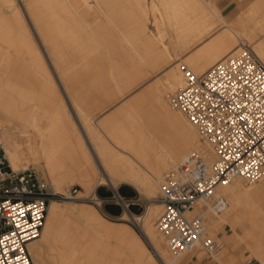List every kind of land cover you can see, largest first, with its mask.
<instances>
[{
	"label": "bare ground",
	"instance_id": "6f19581e",
	"mask_svg": "<svg viewBox=\"0 0 264 264\" xmlns=\"http://www.w3.org/2000/svg\"><path fill=\"white\" fill-rule=\"evenodd\" d=\"M151 14L157 33L149 31ZM217 19L224 22L226 16L207 0H0V125L8 159L15 170L43 163L54 191L69 199H52L40 238L28 244L34 264H185L189 253L205 249L200 243L188 252L171 251L158 228L164 206L156 197H162L165 175L193 151L202 149L210 162L216 160L195 126L171 104L170 95L185 84L182 66L202 73L244 43L264 61V40L235 32L233 46L228 24L179 61L180 48L195 44ZM117 50L122 56L115 62ZM163 68V77L126 97L146 75ZM85 83L104 94L107 104L99 115L73 96L72 86ZM67 182L83 191L69 195ZM123 183L152 201L142 215L125 208L120 222L83 202L101 185L117 191ZM247 185L243 178L220 184L217 195L225 207L216 211L208 204L189 215L209 211L210 235L224 222L235 229L249 219L259 230L245 227L255 233L244 229V241L260 260L264 173ZM254 194L263 195L241 209V199ZM234 233V243L245 238ZM215 258L227 264L221 253Z\"/></svg>",
	"mask_w": 264,
	"mask_h": 264
},
{
	"label": "built area",
	"instance_id": "2783aa9c",
	"mask_svg": "<svg viewBox=\"0 0 264 264\" xmlns=\"http://www.w3.org/2000/svg\"><path fill=\"white\" fill-rule=\"evenodd\" d=\"M182 68L185 84L170 95L171 104L195 126L216 160L195 150L165 175L158 228L172 252H188L201 243L216 257L222 246L210 235L205 213H189L208 204L220 211L226 205L217 195L220 184L236 178L255 182L264 173V61L244 43L202 73ZM55 197L36 169L11 166L0 125V264H34L28 244L40 238ZM102 202L131 214L132 204L146 207L141 198L119 192Z\"/></svg>",
	"mask_w": 264,
	"mask_h": 264
},
{
	"label": "rangeland",
	"instance_id": "374dc122",
	"mask_svg": "<svg viewBox=\"0 0 264 264\" xmlns=\"http://www.w3.org/2000/svg\"><path fill=\"white\" fill-rule=\"evenodd\" d=\"M211 1H214L216 3V0H207V2L209 4H211ZM226 1L230 2L232 7H233L232 13L229 16H226L227 22L226 21L223 22V20L217 19L216 25L214 27L215 29L213 28L211 31L207 32L208 34L205 33L204 35H202L195 44H193V45L189 44V45H186L185 48H183V47L180 48L179 56L182 55L181 56L182 58L179 61H182V63H183V61L187 57V55L195 54L194 53L195 50L201 45V43H203V41L209 39L214 33H216V32L218 33L219 30L224 28L226 24H228L232 30V31H229V30L227 31V36L229 38H231V41H233V40L235 41L233 46L238 43L237 42L238 40H235V38H236L235 32H237L238 34H242V35L245 34L246 37H251V41H255V40L263 41L264 40V28H263L264 27V0H226ZM221 13L223 14L222 10H221ZM257 26H258V28H257ZM149 31H150V33H152V32L155 33V31L157 33L156 27H155L154 22H153V14H151V21L149 22ZM247 33L250 35H248ZM262 35H263V38L261 37ZM36 39H37V42L39 44V48L43 52V55H45L44 57H45V59H47V62H48V56L46 55V53H44V48H43L42 42L40 41L38 36L36 37ZM167 41H169V40H167ZM113 55L116 57L113 59L115 62H117V60L122 56L120 50L114 51ZM220 57L221 56H218L217 58H215L213 60V62H211V64H209V66H207L206 69H208L215 62H217ZM120 60H121V58H120ZM166 68H167V70H169V67H166ZM166 68L165 69L163 68L159 71L152 72V73H149L148 75H146V78L143 81H141V83L139 82L138 83L139 85L137 84L135 86V88H133L127 94L126 97H128L129 94L130 95L133 94V92L135 93L137 91H140L141 89L146 87L152 81L160 79L161 77H163L167 72ZM97 88H98L97 86L95 87V85H93L91 83H85L84 85L83 84L82 85H74V86H72V89H73L72 93H73V96L78 101H80L81 105L86 110L92 112L93 114L99 115V114H101L100 108H103L107 103L103 100L104 94H101L97 90ZM59 89H62V87L60 85H59ZM74 90H76V93L74 92ZM101 101H104V102L102 103ZM71 108H72V106H71ZM73 113H74V109H73ZM74 114H76V113H74ZM25 164L27 165V168L30 167V168L36 169L37 172L39 173L40 177L46 183H48L52 186V181H51V178H50V175L48 174V172L44 169L41 170V167L44 168L43 163L40 164V165H42L41 167H39V165L32 163V162L25 163ZM243 181H244L245 185L248 184L247 186L252 185V182H248L245 179H243ZM258 182H259V180H258ZM255 183H257V181H255ZM64 188H66L65 191L68 192L69 195H71V196H76V195H78V193L80 194L83 191V188L79 184L72 183V182H67L65 184ZM121 190H125L128 194H130V196H134L136 199L141 198L146 203L147 208L152 203V201L145 194L140 192L138 189H136L131 184H127V183L121 184L118 187L117 191H115L110 186L101 185L96 189L95 193L91 196V198L89 200H84L83 202L95 204V205H97L99 210L104 215H106L108 217L111 216L110 218H112L116 221L125 222V220L120 219L123 215L124 208L122 206L114 204L121 211V213H120V215H111L109 213V208L107 207V204L106 203L104 204L102 202V198L99 194V192L101 191L102 193L113 196L115 194V192H119L121 195L125 196L124 194L121 193ZM262 195L261 194H254V195L250 196L251 198L250 197H243L240 201L241 209L245 208V204L247 202L257 200V199L260 200L262 198ZM65 196L66 195L64 194V192H57V197H55L53 199H57V200H61V201H69V199H67ZM258 196H260V197H258ZM156 198H157V202H158L160 199V196H158ZM138 203L139 202H137L136 204L130 205V209L132 210V212L134 214L142 215L143 213H145L146 207L144 208V207L140 206V204H138ZM205 215L207 217V221H208L209 226H210L211 214H209V211H208V212H206ZM247 220H248V222H250V224L247 223L246 218H243L237 224L235 229L229 222H224L223 224H221L219 229L214 231L211 235L212 237L216 238L220 242L222 247H221L219 253H221L223 259H225V262L227 264H257L260 261L258 259V254L254 253L251 249H249L247 247L246 242L244 241V239H247V236L245 235L246 231L248 230V232H249V230H250V229H245V227L246 228L256 227V225L252 221H250L249 219H247ZM129 223L133 224L132 222H129ZM244 223H246V224H244ZM259 224H260V226L262 225L261 227L260 226L259 227L264 229V222H263V224H261V223H259ZM242 226H244V228ZM253 230H255L257 233L259 228L256 227V229L253 228ZM253 230H250V231L252 233L253 232L255 233V231H253ZM234 231H237L240 234H243V236L242 235L241 236H242V238L243 237H245V238H243L241 241H239L237 243L232 242L230 240V237H232L235 234ZM243 231H244V233H243ZM187 257H189V259H187L185 264H222L215 257H212L206 251V249H202V248H198V249L192 251L191 253L188 254V256H186V258Z\"/></svg>",
	"mask_w": 264,
	"mask_h": 264
},
{
	"label": "trees",
	"instance_id": "16d2710c",
	"mask_svg": "<svg viewBox=\"0 0 264 264\" xmlns=\"http://www.w3.org/2000/svg\"><path fill=\"white\" fill-rule=\"evenodd\" d=\"M121 193L124 194L125 196H130L125 190H121ZM101 198L108 197L110 195L102 193L101 191L99 192ZM107 207L109 208V213L111 215H120L121 211L115 206L114 204L106 203Z\"/></svg>",
	"mask_w": 264,
	"mask_h": 264
},
{
	"label": "crops",
	"instance_id": "0c3cea01",
	"mask_svg": "<svg viewBox=\"0 0 264 264\" xmlns=\"http://www.w3.org/2000/svg\"><path fill=\"white\" fill-rule=\"evenodd\" d=\"M216 3L222 10L224 16H229L232 13L233 7L230 2L226 0H216Z\"/></svg>",
	"mask_w": 264,
	"mask_h": 264
},
{
	"label": "snow or ice",
	"instance_id": "6c2138e0",
	"mask_svg": "<svg viewBox=\"0 0 264 264\" xmlns=\"http://www.w3.org/2000/svg\"><path fill=\"white\" fill-rule=\"evenodd\" d=\"M259 264H264V257L260 258Z\"/></svg>",
	"mask_w": 264,
	"mask_h": 264
}]
</instances>
